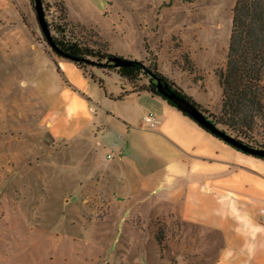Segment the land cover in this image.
<instances>
[{
    "label": "rangeland",
    "instance_id": "374dc122",
    "mask_svg": "<svg viewBox=\"0 0 264 264\" xmlns=\"http://www.w3.org/2000/svg\"><path fill=\"white\" fill-rule=\"evenodd\" d=\"M61 1L44 0L54 35ZM67 2L89 23L69 13L67 38L142 61L159 77L145 70L136 89L157 87L162 77L216 122L236 0H109L106 17L89 0ZM48 53L59 57L35 0H0V264H217L218 230L184 221L165 202L117 198L101 178L110 146L99 149L84 134H50L34 87L38 60ZM87 70L98 76L118 67Z\"/></svg>",
    "mask_w": 264,
    "mask_h": 264
},
{
    "label": "crops",
    "instance_id": "0c3cea01",
    "mask_svg": "<svg viewBox=\"0 0 264 264\" xmlns=\"http://www.w3.org/2000/svg\"><path fill=\"white\" fill-rule=\"evenodd\" d=\"M65 1L70 18L88 25ZM89 1L106 17L109 0ZM44 55L34 87L46 106L45 125L54 138L84 134L97 148H112L101 176L112 194L168 203L184 221L218 230L217 264H264V158L238 150L118 71L100 72L103 88L74 62ZM148 112L157 117L153 128L143 121Z\"/></svg>",
    "mask_w": 264,
    "mask_h": 264
},
{
    "label": "trees",
    "instance_id": "16d2710c",
    "mask_svg": "<svg viewBox=\"0 0 264 264\" xmlns=\"http://www.w3.org/2000/svg\"><path fill=\"white\" fill-rule=\"evenodd\" d=\"M42 2L44 4V0ZM59 5L62 12V23L57 27L59 34H53L54 46L46 39L47 42L57 56L74 62L85 75L105 88L104 80L95 73H89L87 66L115 68V63L111 61L115 54L90 47L79 39L67 38L66 33L71 24L69 10L65 1L62 0ZM91 56L97 57L99 60H94ZM103 59H106L107 62L102 63ZM145 70L159 77L156 71L147 68L142 61L137 59H133V63L130 65L118 67L117 71L135 86L136 79ZM58 71H61L59 65ZM160 78L167 82L164 78ZM219 81L222 88V100L220 112L215 116V123L221 125L226 132L233 131L237 136L248 141L246 143L239 138L244 143L248 145L255 143L259 148H264V0H236L233 8L227 65L219 71ZM140 90H148L163 96L153 84L142 86ZM183 95L199 108V105L191 97ZM163 97L178 107L176 103L165 96ZM182 111L192 117L188 112ZM200 125L205 128L202 124ZM205 129L211 132L209 129ZM231 145L241 150L237 146ZM254 156L264 158L258 155Z\"/></svg>",
    "mask_w": 264,
    "mask_h": 264
},
{
    "label": "water",
    "instance_id": "95a60500",
    "mask_svg": "<svg viewBox=\"0 0 264 264\" xmlns=\"http://www.w3.org/2000/svg\"><path fill=\"white\" fill-rule=\"evenodd\" d=\"M35 8L37 12V17L41 26V29L46 37V39L53 45V32L49 26L47 16L45 13V8L42 0H35ZM111 61L115 63L116 67L127 66L133 63V59L125 58L119 55L112 57ZM157 89L166 98L173 101L178 105L179 108L188 112L198 123L202 124L205 128L209 129L214 134L220 136L228 143H231L241 150L248 152L250 154L258 155L264 157V148H257L248 145L241 141L239 138L226 132L224 129L220 128L215 121L208 118L205 113L193 104L189 99H187L183 94L176 90H172L168 83H164L161 79H158Z\"/></svg>",
    "mask_w": 264,
    "mask_h": 264
},
{
    "label": "built area",
    "instance_id": "2783aa9c",
    "mask_svg": "<svg viewBox=\"0 0 264 264\" xmlns=\"http://www.w3.org/2000/svg\"><path fill=\"white\" fill-rule=\"evenodd\" d=\"M144 123L149 127H155L157 124V117L154 112H148L143 116ZM111 156V155H109Z\"/></svg>",
    "mask_w": 264,
    "mask_h": 264
},
{
    "label": "flooded vegetation",
    "instance_id": "af4514ba",
    "mask_svg": "<svg viewBox=\"0 0 264 264\" xmlns=\"http://www.w3.org/2000/svg\"><path fill=\"white\" fill-rule=\"evenodd\" d=\"M164 82V81H163ZM164 83H168V82H164ZM169 84V83H168ZM169 87L172 89V90H176V91H178L179 93H180V91L179 90H177L176 88H174L171 84H169Z\"/></svg>",
    "mask_w": 264,
    "mask_h": 264
}]
</instances>
